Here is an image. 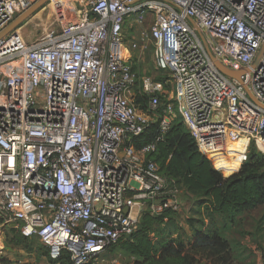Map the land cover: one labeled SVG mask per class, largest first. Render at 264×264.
<instances>
[{
	"label": "built area",
	"instance_id": "1",
	"mask_svg": "<svg viewBox=\"0 0 264 264\" xmlns=\"http://www.w3.org/2000/svg\"><path fill=\"white\" fill-rule=\"evenodd\" d=\"M32 5L0 0V32ZM150 45L171 94L134 69ZM263 48L264 0H91L68 30L1 38L0 239L12 226L53 259L68 251L87 264L137 231L144 210L181 211L178 189L148 156L156 142H129L153 121L157 141L180 117L202 153L229 140L245 142L242 156L248 144L264 154ZM211 54L244 71L243 82ZM137 88L150 95L147 111Z\"/></svg>",
	"mask_w": 264,
	"mask_h": 264
},
{
	"label": "trees",
	"instance_id": "2",
	"mask_svg": "<svg viewBox=\"0 0 264 264\" xmlns=\"http://www.w3.org/2000/svg\"><path fill=\"white\" fill-rule=\"evenodd\" d=\"M137 68L138 60L135 58L134 69ZM165 79L166 77H162L159 81L166 82ZM135 95L140 108L147 111L150 95L143 93L140 88L136 89ZM166 102L167 100L163 98L160 112ZM159 133L160 123L158 120L153 121L141 135L131 137L129 142L137 150L156 142V149L148 154L149 158L158 164L169 187L178 189L181 205L185 203L184 201L195 205L206 203L204 214L210 219L214 231L199 237L193 243L182 240V236L175 240L155 243L151 238L152 233L165 223L166 218L173 220L178 212L166 210L163 214L152 215L148 210H144L140 216L138 230L109 246L101 257H112L110 255L115 253L125 256L133 264H196L198 258L212 259L215 264H232L231 243L225 232L230 230L244 213L264 205V154L258 152L253 145L247 157L241 162L240 170L229 177H224L213 167L208 156L200 151L195 136L180 117L173 122L164 138L157 141ZM207 150L210 152L216 149L211 145ZM226 168L227 171L224 172L226 175L235 170ZM192 212L195 217L191 222L200 221L198 214L201 212L194 210ZM216 216L220 218L217 221ZM16 231L21 235L18 230ZM21 238L38 237L27 238L21 235ZM51 262L74 264L68 251H64L57 259L51 257Z\"/></svg>",
	"mask_w": 264,
	"mask_h": 264
},
{
	"label": "rangeland",
	"instance_id": "3",
	"mask_svg": "<svg viewBox=\"0 0 264 264\" xmlns=\"http://www.w3.org/2000/svg\"><path fill=\"white\" fill-rule=\"evenodd\" d=\"M32 1L33 4H35L38 0ZM90 2L91 0H49L46 4H44V6L35 11L16 30L19 29L20 34L28 42L36 40L48 30H68L77 24L79 14H81V12L89 6ZM136 70L139 72L140 78L150 77L153 80H159V78L166 77L164 85L165 90L171 94L173 84L167 79L169 78L168 72L157 68L153 46L150 45L143 59L138 61V68ZM167 84L169 85L167 86ZM151 119H154V116H151ZM244 145H246L245 142H240L237 145L229 140H226L221 148L222 150L204 154L208 156L213 167H221L222 171L225 172L227 171L226 167L230 168V170L236 168L237 166H240L239 168H241V162L247 157L253 145L248 144L247 153L245 154L246 156H242L243 154H240L237 151H229L226 149L237 148L240 151ZM257 151L260 152L258 149ZM184 204L182 205L181 212L179 211L180 213L178 216H175L173 220L170 219L165 221L163 225L156 228L151 235L153 242H164L165 240L170 241V239L175 240L179 236H182V240H185L186 242L189 241L186 236L187 234L185 233L188 228L186 224L188 219L185 216V214H187V210L185 209ZM136 209L137 208L135 207V214L137 212ZM260 212L264 214V209ZM261 213H259L258 216H260ZM251 221V218L248 219L250 226L252 223ZM261 221L256 224V228L260 231H264V222L261 223ZM13 228L14 227L12 226H6L3 229V234L0 239V264H55L51 262L49 248L40 240V238H34L35 241L34 239H23L16 229ZM174 231H178V233H180L177 238L173 237L171 234ZM110 256L112 257H101L99 261L87 264H133L132 261L130 262L129 259H126L123 255L113 253ZM235 256H238L236 251ZM245 256L247 259L243 264H264V248L261 252H259V254L255 252H248L245 253ZM242 257L243 256H241V258Z\"/></svg>",
	"mask_w": 264,
	"mask_h": 264
},
{
	"label": "crops",
	"instance_id": "4",
	"mask_svg": "<svg viewBox=\"0 0 264 264\" xmlns=\"http://www.w3.org/2000/svg\"><path fill=\"white\" fill-rule=\"evenodd\" d=\"M240 166H237L234 170L233 173L226 175L222 171V168H215L218 171L222 173L224 177H229L230 175L236 173L239 171ZM185 204V209L187 210V214L185 216L187 217V229H186V236L189 239L190 243L195 242L199 237L203 235H209L211 234L214 230L211 226V221L210 219L204 214V207L206 203L202 204H192L189 201H184ZM264 209V205H261L255 210H252L250 212L244 213L242 216H240L236 224L228 231L225 232V235L227 238L230 240L231 243V250L233 254V260L232 264H243L247 257L245 256V253L248 252H255L259 254L261 250L264 247V242H263V237H264V231H260L259 229L256 228V224L259 223L264 217V214H262L260 211ZM192 210L195 211H200L201 213L198 214V218L201 221H193L191 222V219L195 217L194 213ZM137 211V209H136ZM181 212V211H180ZM177 213V216L179 213ZM261 213L260 216L258 214ZM252 219L251 226L249 225L250 222H248V219ZM220 218H217L216 216V221L219 220ZM264 220V219H263ZM263 220L261 222H263ZM165 221H168V218L165 219ZM180 235L178 231H174L173 237L177 238ZM235 251L237 252L238 256H235ZM239 253V254H238ZM241 256H243L241 258ZM196 264H215L213 263L212 259H199L197 260Z\"/></svg>",
	"mask_w": 264,
	"mask_h": 264
},
{
	"label": "water",
	"instance_id": "5",
	"mask_svg": "<svg viewBox=\"0 0 264 264\" xmlns=\"http://www.w3.org/2000/svg\"><path fill=\"white\" fill-rule=\"evenodd\" d=\"M49 0H38L33 6H31L28 10L25 12L21 13L17 18H15L4 30L0 32V39L3 38L4 36L8 35L11 32H14L20 25H22L23 22H25L35 11L40 9L44 4H46ZM193 22V20H192ZM264 49V48H263ZM263 49L260 51L259 56L255 62L254 65H256L260 59V56L263 52ZM212 60L215 64V66L225 75L238 79L241 83L243 82L242 80V75L245 73L244 71H233L229 68H227L223 63L220 62L219 59H217L214 55L211 54ZM130 207L126 206L125 208V213H129Z\"/></svg>",
	"mask_w": 264,
	"mask_h": 264
},
{
	"label": "bare ground",
	"instance_id": "6",
	"mask_svg": "<svg viewBox=\"0 0 264 264\" xmlns=\"http://www.w3.org/2000/svg\"><path fill=\"white\" fill-rule=\"evenodd\" d=\"M18 32H19V29H18ZM20 33V32H19Z\"/></svg>",
	"mask_w": 264,
	"mask_h": 264
}]
</instances>
